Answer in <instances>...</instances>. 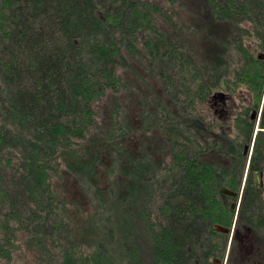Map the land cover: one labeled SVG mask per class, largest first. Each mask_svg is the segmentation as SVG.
Wrapping results in <instances>:
<instances>
[{"label":"trees","instance_id":"trees-1","mask_svg":"<svg viewBox=\"0 0 264 264\" xmlns=\"http://www.w3.org/2000/svg\"><path fill=\"white\" fill-rule=\"evenodd\" d=\"M207 2L185 22L177 0H0V264H264V0ZM203 23L233 31L220 56L193 55ZM223 88L258 131L249 109L214 124Z\"/></svg>","mask_w":264,"mask_h":264},{"label":"rangeland","instance_id":"rangeland-1","mask_svg":"<svg viewBox=\"0 0 264 264\" xmlns=\"http://www.w3.org/2000/svg\"><path fill=\"white\" fill-rule=\"evenodd\" d=\"M177 2H178V6H179V7H177L178 12H179V16H182V17H180V19L183 18L185 22H189V19L193 20L195 18V16L191 14V10H210V6L208 5L207 0H177ZM168 8L170 11H174V10L176 11L175 6L170 5ZM209 15L210 14L207 11H204V18H205L206 22L211 17H213L212 14L210 16ZM163 23H166V21L164 20ZM227 24H229V23H227ZM203 28H207V30L211 31V33L209 34L208 31H203L202 37L197 35L198 37L194 36L190 39V41L193 40V43H194V45H193L194 50H192L193 55L196 56L197 59L203 58L204 55L202 52H204V51H202L199 47V46H202V47H204L205 50H208L209 52L220 56V49H219L218 45L216 44L215 40L217 41V39H219L220 37H223V36L230 38L233 31L229 27L224 29V28L220 27L219 25L214 26L212 28H208L206 23H203ZM211 38H212V41H211ZM261 61H263V60H261ZM220 90H226V89L223 88V89L215 90L212 92V94L210 96L214 95L217 92L218 93L221 92ZM228 90L231 92L230 89H228ZM239 90L240 89H238L235 93H232V94L235 97L236 103L240 102L239 104L242 105L241 106L242 109H240V111H241V110H245L246 107L252 103V100H251L252 98H251L250 92L247 91L246 89H243V88L241 89L244 92V93H242L243 95L238 96V94H236V93H238ZM263 101H264V94H263L261 107L263 105ZM261 107H260L258 113L256 114L255 119H252V114H253L254 109L251 110L250 107H248V109L251 113V119L257 121L255 132L258 131V129H259L258 125H259L260 118H261ZM130 110H131V114L135 117L138 110H136L134 108L130 109ZM206 110H208V109H206ZM206 110L204 112H206ZM208 112L214 114L213 109L208 110ZM138 137L139 136H133L129 140V144L132 145V147H134V148H137V146L140 145V141H139ZM254 138H255V133H254V137H253V140L251 142V145H250L251 148H249V150L247 152L248 159H247L246 170H245L243 182H244L245 177H246L247 172H248L249 160H250V157L252 155V147L254 146ZM246 144H248V143H246ZM160 157H161V154H160ZM167 159H169V158H167ZM215 161L222 162V163H229V161L226 158L221 157L219 155H218V160H215ZM4 176L6 178H8V173L5 172ZM107 183H108V181H107ZM258 183L262 184V187L264 190V175H263L262 179L258 175ZM66 195L68 197V200L72 204V212L75 215H77L78 212H82L83 210H84V212L92 210V205L90 204L88 198L83 193V191L77 186V184L74 183V181L71 178L68 180V192L66 191ZM236 207H238V205ZM237 211H238V209H237ZM257 247L258 246H256V248ZM227 257H228V254H227ZM20 264H35V259L32 255L27 254L25 257L22 258Z\"/></svg>","mask_w":264,"mask_h":264},{"label":"flooded vegetation","instance_id":"flooded-vegetation-1","mask_svg":"<svg viewBox=\"0 0 264 264\" xmlns=\"http://www.w3.org/2000/svg\"><path fill=\"white\" fill-rule=\"evenodd\" d=\"M258 26L259 25L257 23L250 22L246 18V19H244V21L240 22L239 29L245 28L247 30H255L254 28L257 29ZM263 37H264V35L262 37H260V41L263 44V48L259 47L258 43L254 44L255 42L252 43V45L258 47V50H256L257 51L256 57L258 58V60L264 61V38ZM220 91L221 92H219V93H223V94H220L219 96L212 95V96L207 98V101L205 103H206V105H209L210 109H213V111H214V114H213L214 115V118H213L214 124H217L219 122L223 125H225V124L227 125L228 123L234 121V118L236 117L237 113L240 111V109H242L241 108L242 105L239 104L240 102L236 103L235 97L233 96V94L229 90H220ZM242 93H244V92L240 89L238 91V93H236V94H238V96H239V95H243ZM248 107H250L251 110L254 109V111L255 110H257V112L259 111L256 108L257 105L253 102L249 106H247L246 109H248ZM205 109L206 108H203V110H205ZM217 120H218V122H217ZM262 173L263 172H261V173L255 172L254 173L256 184H260L257 182V176L256 175H259L262 179V177L264 175V173L263 174ZM247 175H248V172H247ZM247 175H246V177H247ZM245 181L243 182V185L245 184ZM260 185L262 186V184H260ZM241 193H243V188H242L240 193L238 192L237 196H231V195H228V196L236 198V197H240ZM231 200H232V204H234L235 203L234 200L233 199H231ZM238 202H239V199H238ZM238 202H236V203H238ZM261 264H263V263H261Z\"/></svg>","mask_w":264,"mask_h":264},{"label":"water","instance_id":"water-1","mask_svg":"<svg viewBox=\"0 0 264 264\" xmlns=\"http://www.w3.org/2000/svg\"><path fill=\"white\" fill-rule=\"evenodd\" d=\"M220 94H223V93H218V92H217V93H215V96H219ZM257 113H258L257 110L253 111L252 119H255V116H256ZM254 139H255V138H254ZM249 148H250V145H249V144H246L245 147H244V154H247ZM250 159H251V158H250ZM249 165H250V160H249ZM248 170H249V168H248ZM262 174H263V173H262ZM256 176H257V182H258V175H256ZM245 180H246V178H245ZM245 180H244V181H245ZM222 192H223L225 195H231V196H237V195H238V192L233 191V190H231V189H229V188H222ZM241 197H242V193L240 194L239 202H238V203H234V204H232V208H235V207L238 205V209H239V207H240ZM215 229H216L217 231L225 232V233H228V232L230 231L229 228L224 227V226H221V225H215ZM233 231H234V228L232 229V234H233ZM216 264H220V262H219V261H216Z\"/></svg>","mask_w":264,"mask_h":264},{"label":"crops","instance_id":"crops-1","mask_svg":"<svg viewBox=\"0 0 264 264\" xmlns=\"http://www.w3.org/2000/svg\"><path fill=\"white\" fill-rule=\"evenodd\" d=\"M240 89H242V88H240ZM216 90H218V89H216ZM215 91V90H214ZM215 95V94H214Z\"/></svg>","mask_w":264,"mask_h":264}]
</instances>
